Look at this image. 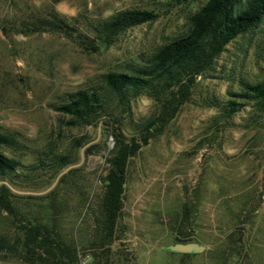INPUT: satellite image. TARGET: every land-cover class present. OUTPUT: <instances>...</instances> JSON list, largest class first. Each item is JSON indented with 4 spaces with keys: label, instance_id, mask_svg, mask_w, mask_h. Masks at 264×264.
Instances as JSON below:
<instances>
[{
    "label": "rangeland",
    "instance_id": "374dc122",
    "mask_svg": "<svg viewBox=\"0 0 264 264\" xmlns=\"http://www.w3.org/2000/svg\"><path fill=\"white\" fill-rule=\"evenodd\" d=\"M203 1L0 0V132L13 133L27 147L14 184H8L23 216L52 226L79 250L89 244L113 143L100 126L113 125L116 118L125 137L135 135L134 124L154 114L156 106L141 94L129 101L127 117L115 106L111 116L78 126H67V117L53 106L66 92L97 88L101 74L124 70L182 33L186 17ZM131 8L157 17L126 29L105 47L95 40L98 49L92 53L56 32L19 30L23 21L53 10L91 35L94 24ZM236 76L249 82L264 78V26L228 43L214 71L197 78L190 101L128 160L119 224L131 264H264V115L245 105L225 122H213L217 110L201 100L209 95L224 100L226 90L236 88ZM80 137L86 143L71 148ZM49 141L54 153L70 151L67 167L47 166L42 152ZM183 205L188 217L180 229ZM178 230L203 250L186 255L164 250ZM11 232L9 217L0 212V233ZM228 234L237 240L234 247ZM87 261L84 254L81 264ZM0 264L24 263L0 258Z\"/></svg>",
    "mask_w": 264,
    "mask_h": 264
},
{
    "label": "trees",
    "instance_id": "16d2710c",
    "mask_svg": "<svg viewBox=\"0 0 264 264\" xmlns=\"http://www.w3.org/2000/svg\"><path fill=\"white\" fill-rule=\"evenodd\" d=\"M156 17L150 10L123 9L94 24L91 35H88L50 10L44 16L35 15L23 21L19 30L23 35L56 32L74 39L82 52L92 53L98 49L95 40L105 47L126 29L150 23ZM262 26L264 0H204L186 17L182 33L156 47L139 62L127 64L124 70L101 74L97 88L66 92L63 100L53 106L54 110L67 117V126L88 125L100 117H109L115 106L120 107L127 117L129 101L141 94L149 97L156 106L154 114L134 124L135 135L125 137L116 118L112 120L113 125L100 126L101 131L109 132L113 143L109 156L105 158L106 169L101 178L102 189L92 240L81 250L52 226L26 218L18 211L8 184H14L12 178L22 168L19 157L27 147L13 133L0 132V212L9 217L12 225L10 234L0 233V258L24 264H81V257L85 254L88 257L86 264H131L130 252L122 242L124 231L119 224L128 160L147 144L148 139L160 134L179 108L190 101L197 78L207 77L214 71L216 60L225 51V46ZM234 83L236 88L226 90L224 100L213 95L201 99L206 106L217 110L213 122L218 118L225 122L245 105L254 115H264V78L249 82L236 76ZM85 143L81 137L75 138L70 147ZM90 147L85 148L87 153ZM42 153L48 158L47 166L58 170L71 163L70 151L54 153L52 141ZM35 160L39 165L44 164L38 156ZM62 178L63 174L57 182ZM187 211L183 205L180 229L187 221ZM228 235V244L234 247L237 240ZM187 237L184 230H178L174 242H189ZM82 249L86 253L83 254Z\"/></svg>",
    "mask_w": 264,
    "mask_h": 264
},
{
    "label": "water",
    "instance_id": "95a60500",
    "mask_svg": "<svg viewBox=\"0 0 264 264\" xmlns=\"http://www.w3.org/2000/svg\"><path fill=\"white\" fill-rule=\"evenodd\" d=\"M164 250L176 253H199L203 250V246L195 242H174L164 247Z\"/></svg>",
    "mask_w": 264,
    "mask_h": 264
}]
</instances>
